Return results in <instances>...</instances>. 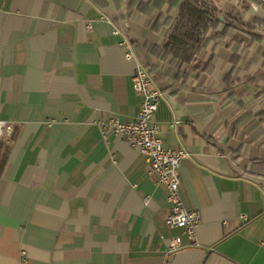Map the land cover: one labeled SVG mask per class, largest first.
I'll return each mask as SVG.
<instances>
[{
  "label": "crops",
  "instance_id": "0c3cea01",
  "mask_svg": "<svg viewBox=\"0 0 264 264\" xmlns=\"http://www.w3.org/2000/svg\"><path fill=\"white\" fill-rule=\"evenodd\" d=\"M177 13L175 0H0V121L13 126L0 264H264V34L235 54L221 27L181 62L162 49ZM244 19L263 22L264 8ZM139 66L163 92L165 142L189 152L180 191L201 218L198 244L172 254L165 185L99 125L138 115Z\"/></svg>",
  "mask_w": 264,
  "mask_h": 264
},
{
  "label": "built area",
  "instance_id": "2783aa9c",
  "mask_svg": "<svg viewBox=\"0 0 264 264\" xmlns=\"http://www.w3.org/2000/svg\"><path fill=\"white\" fill-rule=\"evenodd\" d=\"M115 33L119 34L120 31L116 30ZM120 44L124 47L128 60L136 56L127 37H124ZM133 82L136 91L144 96L138 115L130 120L120 116H109L101 119L99 125L105 138H108L110 133L122 136L130 145L144 153L150 163V173L157 177L159 183L165 185L167 200L171 207L166 224L169 228L180 229L179 234L168 239L167 253L172 254L189 244H198L200 213L197 209H190L185 205L180 191L182 182L180 169L183 161L189 157V152L184 148L168 145L162 127L155 122V114L159 109L163 92L154 86L153 77L148 69L144 66L137 67ZM12 131L13 126L10 123L0 121V140L5 133ZM185 238L188 239V243L185 242Z\"/></svg>",
  "mask_w": 264,
  "mask_h": 264
},
{
  "label": "trees",
  "instance_id": "16d2710c",
  "mask_svg": "<svg viewBox=\"0 0 264 264\" xmlns=\"http://www.w3.org/2000/svg\"><path fill=\"white\" fill-rule=\"evenodd\" d=\"M175 1H178V13L169 28L162 49L178 57L181 62L192 60L209 34L219 33L221 27L224 34L231 35L228 46L231 47L234 43L232 48L235 54L240 49V45L244 48L254 47L257 42L256 37L264 34V21L247 22L243 12L239 10L240 7L247 10L248 5L238 4L236 7L223 8L217 0ZM236 31L249 35L250 40L245 42L239 39L235 34Z\"/></svg>",
  "mask_w": 264,
  "mask_h": 264
},
{
  "label": "rangeland",
  "instance_id": "374dc122",
  "mask_svg": "<svg viewBox=\"0 0 264 264\" xmlns=\"http://www.w3.org/2000/svg\"><path fill=\"white\" fill-rule=\"evenodd\" d=\"M264 1V0H263ZM263 1H257V0H217L218 4L222 6L223 8L227 7H236V5L241 4V6L248 5L249 7L251 4L256 3L259 4L264 8V2ZM249 9V8H248ZM247 9V10H248ZM245 14L247 10H244L242 7L239 8Z\"/></svg>",
  "mask_w": 264,
  "mask_h": 264
}]
</instances>
